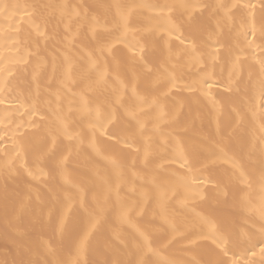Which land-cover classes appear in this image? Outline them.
Segmentation results:
<instances>
[{
  "label": "snow or ice",
  "instance_id": "6c2138e0",
  "mask_svg": "<svg viewBox=\"0 0 264 264\" xmlns=\"http://www.w3.org/2000/svg\"><path fill=\"white\" fill-rule=\"evenodd\" d=\"M135 7L107 5L111 19L102 22L81 13L80 5L0 3V16L10 9L23 12L28 26L26 31L14 22L8 31L0 27V105L11 103L7 97L15 82L31 69L32 79L20 95L26 92L32 101L26 115L40 114L29 121L31 132L3 148L0 212L6 222L20 216L18 199L7 192L8 180L29 194L30 186L39 185L63 192L50 205L37 196L32 244L21 246L15 238L9 243L5 231L0 264H82L80 257L94 245L111 248L114 241L119 243L103 264H264V0L149 5L159 14L133 27ZM50 45L62 49L59 63L53 57L49 64ZM14 49L27 56L12 55ZM77 56L83 65L79 74L73 67ZM5 61L24 67L13 75ZM186 67L195 69V79L181 84L193 75ZM56 81L53 100L44 89ZM185 91L192 95L177 99ZM46 95L44 111L40 103ZM194 99L216 121L222 139L215 147H209L208 137L200 138L199 146L184 139L190 122L183 109L191 108ZM3 111L0 125L13 109ZM83 153L99 167L94 178L86 173L77 184L69 180L68 169ZM211 157L227 161L228 167L213 169ZM130 179L160 193L162 223L125 237L120 229L139 207L120 199V186ZM108 205L115 219L105 239L97 224ZM176 214L192 217L190 227L178 226ZM237 215L253 221L252 228L238 231ZM183 241L189 246L181 251L196 252L198 259L185 262L168 254Z\"/></svg>",
  "mask_w": 264,
  "mask_h": 264
},
{
  "label": "bare ground",
  "instance_id": "6f19581e",
  "mask_svg": "<svg viewBox=\"0 0 264 264\" xmlns=\"http://www.w3.org/2000/svg\"><path fill=\"white\" fill-rule=\"evenodd\" d=\"M192 3V4H211L215 5L217 3H247L248 0H0V3L3 4H20L24 5L26 3H49V4H69V5H80L82 8L79 9L81 13H87L89 18L95 16L99 18L102 22L105 18L111 19L109 14V9L107 5L115 4V3H124V4H132L136 5L131 14V22L133 27L147 24L149 19L153 16L159 14L158 9H153L147 7L149 5H157V4H165V3ZM252 2L258 3V0H252ZM200 9H193L194 13H198ZM13 17H15L13 21ZM15 23L16 27H21L27 30V25L23 22V12H15L14 10L9 11L7 16H0V27L4 29V31L9 30V25ZM155 23L156 21H152ZM237 23L239 21L237 20ZM117 47H121L118 41L113 38ZM57 50H52V46L50 45L49 51L46 53L49 64L51 63L53 57L56 58L59 63L62 59V49L59 45L56 46ZM258 52L259 49H256ZM8 54L7 52L5 53ZM14 56L19 57L20 55L27 56V52L21 50L20 52H16L14 49L11 53ZM4 66L11 67L13 71V75H19L18 70L23 69V63H9L8 61L4 62ZM73 67L77 74L82 71L83 65L81 63L80 57L77 56L73 61ZM219 72V68L217 69ZM185 72L193 73V75L186 76L185 81H181L183 84L185 82H192L195 79L194 73L195 69L191 67H186ZM226 74V73H225ZM51 77V72L49 68L48 76L44 78V83L47 84L48 80ZM245 77H247V73H245ZM12 77L9 76L8 79ZM32 79L31 69H29L26 74V79L21 78L15 82L14 91L11 95L7 97L8 103L6 101L5 104L0 105V117H4L6 114L4 113L5 108H11L13 111L7 114V118L3 125H0V136L4 137L5 143L0 145V158L4 157L5 153L3 152L4 147L11 148L13 145V141H19L21 138V134L25 132H31L32 128L29 124L31 119H40V114H34L33 116H28L25 114L26 108L32 101L28 98L27 93L24 95H20V92L23 91L26 80ZM111 84V82H110ZM59 86V82L56 81L52 84L50 89L45 88V93H51L53 100L55 99V93ZM114 86V85H113ZM216 91L213 90V94ZM192 94L188 91H185L183 97H178L177 99L183 101L185 97L191 96ZM199 96V93H197ZM221 97H217V101L219 102ZM40 107L44 110H48V102L47 95L45 99L40 103ZM52 107H55V103L52 104ZM210 107V106H209ZM203 108V112L201 109ZM18 109V111H16ZM184 119H187L190 122L189 127L186 129L187 135L185 136L186 143L189 146H199L200 138L208 137L209 147H215L219 141L222 139V136L217 132L216 121L215 119H211V121L207 118V108L203 107L202 103H197L196 100H193L191 108L185 105L184 109ZM195 120V126H191V121ZM256 126H259V121H257ZM231 131V129H229ZM208 164L217 170H222L225 167H228V162L220 159L219 157H211L208 160ZM98 165H94L91 162L90 157L87 153H83L77 160L73 162L71 168L68 169V178L74 183L80 184L81 180L84 178V175L87 173L91 177H95V171L98 168ZM5 180L6 178L0 176V205H2V198L5 195ZM8 188L7 192L10 196H16L18 199V208H20V216L17 218H10L8 222L5 221L3 217V213L0 212V254L5 251V240L4 234L7 230L10 233L9 243H11L12 239L15 238V242L21 246L32 244L36 235L31 227L30 221L33 217L34 211L38 210V202L37 196L41 198L40 203L44 205H50L55 202L59 197L63 195L62 190L59 187H45L43 185L30 186L31 193L29 194L27 191H17L15 186L13 185L11 180L7 181ZM63 183V181H61ZM120 191V199L122 202L135 206L139 205L136 208L135 212L132 213V219L129 224H125L121 227L120 231L125 237L131 236L137 228L148 229L149 231L157 228L161 223V207L159 204L160 193L153 187L144 185L142 186L139 181L133 182L132 179L128 180L126 183L121 184ZM95 192H88V200L94 206L95 201L93 200V196ZM170 198V194H169ZM113 203H115V196H113ZM194 203V202H193ZM118 207V205H117ZM168 211L170 213H175V209L169 208ZM115 219V212L112 211V206L108 205L104 208L100 213V219L97 224V228L101 233L104 234L105 239L111 236V222ZM105 220L108 222L105 223ZM154 221V223H152ZM176 222L178 226L183 228L190 227L192 223V217L185 216L183 214H176ZM253 221L245 220L243 216H236V228L238 231H248L252 228ZM259 224L256 223L255 230L258 231ZM171 238V237H169ZM46 240V236H45ZM116 243L118 241L112 242L111 248H105L103 246L97 247L94 245L93 250L86 252L83 256L80 257L82 264H103V261L111 258L112 248H115ZM189 246L187 241H183L181 244H176L169 251V255L173 256L177 259H182L187 262L193 258H199V254L196 252H183L181 249L183 247ZM258 251V249H257ZM259 259V256H257Z\"/></svg>",
  "mask_w": 264,
  "mask_h": 264
}]
</instances>
